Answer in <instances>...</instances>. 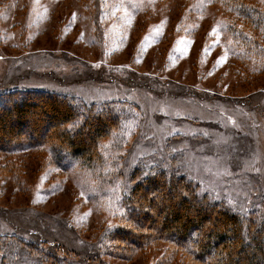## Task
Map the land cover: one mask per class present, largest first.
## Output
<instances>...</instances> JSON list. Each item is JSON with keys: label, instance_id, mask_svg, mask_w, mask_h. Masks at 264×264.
<instances>
[{"label": "rangeland", "instance_id": "rangeland-1", "mask_svg": "<svg viewBox=\"0 0 264 264\" xmlns=\"http://www.w3.org/2000/svg\"><path fill=\"white\" fill-rule=\"evenodd\" d=\"M244 37L264 46V28L213 0H0V93L122 112L96 163L62 171L29 139L0 152V264H162L165 242L124 251L107 237L132 173L173 160L201 192L264 216V54L248 66ZM6 238L39 250L8 256Z\"/></svg>", "mask_w": 264, "mask_h": 264}, {"label": "trees", "instance_id": "trees-1", "mask_svg": "<svg viewBox=\"0 0 264 264\" xmlns=\"http://www.w3.org/2000/svg\"><path fill=\"white\" fill-rule=\"evenodd\" d=\"M213 1L224 4L234 22L248 28H264V0H257L259 5L251 4V0ZM244 40L249 44L243 46L239 57L245 58L243 61L249 66L264 54V46L246 37ZM14 93H0V152L11 153L29 139V147L48 145L53 163L63 171L96 163L99 144L120 130L122 112L115 109L119 103L86 106L55 93H47L38 101L17 98ZM178 164L173 160L168 170L154 168L144 174L132 173L131 189L120 203L123 225L107 237L112 247H122L124 251L132 246L151 248L150 243L160 240L170 247L162 264L177 253L183 264H264V216H258L263 212L260 205L243 215L201 192ZM4 240H10L5 244L8 256H13L16 249L11 244L26 245L22 240ZM109 248L104 246L106 251ZM43 257L50 259L48 255Z\"/></svg>", "mask_w": 264, "mask_h": 264}]
</instances>
